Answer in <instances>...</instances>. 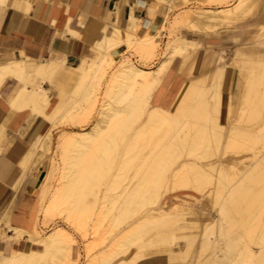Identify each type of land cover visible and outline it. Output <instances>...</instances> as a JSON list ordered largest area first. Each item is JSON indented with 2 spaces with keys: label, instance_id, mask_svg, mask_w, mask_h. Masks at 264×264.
<instances>
[{
  "label": "bare ground",
  "instance_id": "bare-ground-1",
  "mask_svg": "<svg viewBox=\"0 0 264 264\" xmlns=\"http://www.w3.org/2000/svg\"><path fill=\"white\" fill-rule=\"evenodd\" d=\"M205 1L219 6H188L173 15L171 28L175 33L183 28L187 35L164 47L156 64L140 65L119 55L105 93L110 100L90 123L106 55L116 60L127 43L150 61L160 54L167 17L156 29L134 14L121 24L106 20L94 46L97 53L87 63L81 58L76 67L66 55L50 59L53 51L44 59L24 54L0 61V98L7 77L20 82L7 101V118L26 115L16 131L22 137L34 124L38 128L3 209L9 215L26 179L36 176V210L50 184L42 219L57 214L65 222L43 234L35 222L31 228H13L17 238L28 236V248L13 253L6 247L0 264H77L70 226L83 237L103 226L112 237L87 258L88 247L84 264H264V23L253 24L260 29L245 43L234 33L231 39L239 45L230 58L224 42L230 37L225 31L234 26L243 31L260 2ZM160 2L171 14L175 0ZM8 8L9 0H0V20ZM70 22L65 30L74 34ZM191 32L205 33V39L220 34V41L199 40ZM194 67L198 70L190 75ZM46 81L70 88L64 102L51 107ZM83 103L81 121L74 111ZM61 109L71 115L74 128L48 129L61 147L56 161L50 149L54 139L44 132L47 116L35 118Z\"/></svg>",
  "mask_w": 264,
  "mask_h": 264
},
{
  "label": "crops",
  "instance_id": "crops-1",
  "mask_svg": "<svg viewBox=\"0 0 264 264\" xmlns=\"http://www.w3.org/2000/svg\"><path fill=\"white\" fill-rule=\"evenodd\" d=\"M160 1L9 0V8L0 20V61L11 58L21 59L24 54L43 59L53 51L52 58H62L66 55L67 63L75 66L81 58L95 55L94 46L102 35L106 20L110 23L121 24L134 14L144 18V24H153L152 28L156 29L158 24L169 16H167L168 5ZM179 1L183 0H175L171 8L173 9ZM263 9L264 4L261 3V10ZM68 18H71L70 28L75 31L74 34L65 30ZM191 34L199 40L217 42L205 39L206 34H202V32L201 34L200 32H191ZM233 35V33L230 34L229 39ZM216 37H220V34H217ZM14 79L7 77L1 86L4 97L0 98V211L3 210L5 213L0 214V252H3L7 247L13 253L28 248V238L22 247H16L17 244L12 239H20L25 234L17 238L19 234L13 228H31L34 224L37 214L36 192L40 180L36 176L26 179L13 206L15 209L13 208L8 215L6 209H3V203L8 202L12 196L13 187L23 172L21 160L25 154L32 151L33 146L30 141L38 130L34 124L33 130L28 129L23 137H13L26 116L17 115L8 119L10 108L7 101L14 96L20 86V82ZM67 79L68 76L62 78V82H66ZM2 123H6L7 126H2ZM7 218L9 219L7 220ZM7 231L8 234L13 231L14 238L10 235L7 236Z\"/></svg>",
  "mask_w": 264,
  "mask_h": 264
},
{
  "label": "rangeland",
  "instance_id": "rangeland-1",
  "mask_svg": "<svg viewBox=\"0 0 264 264\" xmlns=\"http://www.w3.org/2000/svg\"><path fill=\"white\" fill-rule=\"evenodd\" d=\"M233 1L234 0H230L229 2H233ZM257 1H259L260 3L258 4ZM257 1H256L257 3L255 5V9L253 8L252 12L250 13L251 15H248V17L246 19L248 22H245L244 25H243V28H242L243 31H241L239 28H236L234 26L232 29H229V31H225L224 34L230 35L232 33L234 34L237 31L236 33L241 34V41L243 43L247 42L248 39H250L252 36H254V35L256 36V34L254 32L258 31L260 29V25L256 26V25H253V24H255V23H264V9L261 10V3L262 2H261V0H257ZM176 4L177 5L171 10V14H169V16L167 17V19H168L167 23H166V27L167 28L163 29L161 37H160V41H159L160 49H159V51L157 53H160V54H158L156 57H153L150 61L149 60L146 61L145 59H143L141 57V55H138L139 53H137L135 49H133L129 45H127V43L120 48L119 54H118L116 60H114L112 58V55H109V54L106 55L105 60H104V67L106 69H105V73L97 80V84H96V88L97 89L95 91L96 94L93 93V95L94 94L96 95V96H94V98L96 99V103L94 104L93 110H92L89 118L87 119L89 121V123L92 122V120L96 118V115H97L99 109L101 108V104L103 103V101L104 100H110L109 97L106 96L105 93H106V89L108 87L109 80L111 78L110 75L112 74V72L114 70V67H115V65L117 63V59H119V55L120 56L129 55L132 60H134L136 63H138L140 65H143V64L144 65L145 64H149V65L156 64V62H158L160 60V56H161V53H162L164 47H166L168 44H171L173 41L177 40L181 35H187V32H185L183 30V28L176 30V33L171 28L169 21L172 20L173 15H175V13H177L178 11H180V10H182V9L188 7V6H206V7H208V6H213V7L219 6V4L209 3V2H207L205 0H183V1L177 2ZM165 15H166V13H165ZM189 37H190V34H189ZM225 37L226 36L223 35V38H225ZM213 39L216 40V41H220V38H211V40H213ZM224 42L228 45V48L226 49L227 58H230L232 56L230 54H232L233 50L239 45V43L236 42L237 43V46H236V43L232 39L224 40ZM230 47H231V49H229ZM96 53H97V51H96ZM131 53H134V54L131 55ZM200 56L202 57L201 54H199L197 56L196 62H199L198 59H199ZM50 59L56 60V59H58V57L57 58H52L51 57ZM83 60H86L85 63H87V62L90 61V58L83 57ZM80 63H81V60H80V62L77 65H75V67L78 66ZM197 70H198V67H194L192 70L189 71L190 72L189 74L192 75ZM211 75H212V71L208 73V76H207L208 79L211 77ZM232 78H234V74L232 75L231 79ZM237 79H238V76L236 74L234 80L237 81ZM49 83H50L49 81H46L44 86L46 87V89H49L48 90L49 91L48 94L51 97V99H50L51 107H53L55 105H58L59 102L62 103V102L65 101V98H64L65 93H67L66 96L68 97L69 92H70V88L67 87L66 85H64L63 83H60V82L58 84H56V85H54V84L51 85V83L50 84ZM181 83L182 82H179V84L176 85V87L174 88V90L171 93V96L169 97L170 99H172L174 97V95L176 94L177 90L179 89ZM53 85H54V87H52ZM62 89L63 90L65 89V90L63 91ZM85 107L86 106L83 103L81 108L79 107L75 111L73 110L75 114H77V112H78V114H77L78 115V119L81 118L80 119L81 121H84L85 117H86V115L84 113L85 112ZM45 110L47 111V108ZM62 111H63V109H61L59 112H56L58 114L49 115V116L47 114H45V111L42 112V113L40 112V115H38V117L35 118V121H38V120L41 119V116H47V119H48L49 122H48V125L45 128L44 132L48 133L50 135V137L52 138V141L54 139L53 144L51 145V148L50 147L49 148L51 149V151H53V157L55 158L56 161H58L59 154H60V151H61V147L57 145V143H56V135H55V133L51 134V131L52 130L54 131V129H57L60 125L69 126L71 128L73 127V121H72L71 115L70 114H63V113L61 114ZM77 115H74L75 119H76ZM76 121H77V119H76ZM42 124H45V120L42 122ZM74 126H75V128H78V127H76L77 125H74ZM50 128H51V131H48V129H50ZM18 134H19L18 132L17 133L15 132L13 134V137H15V138L22 137L20 134L18 136ZM30 144H31V141H30ZM33 149L34 148H32V150ZM51 180L53 181V179H51ZM127 180L128 179L123 180L122 184L120 183L121 185L118 184L119 185V190H120L121 186L124 185L127 182ZM103 182L105 183L106 180H103ZM50 190H51V188H50V184H49V188H47L46 194L44 195L43 199L39 201V204H38V207H37V214H36L37 216H36V219H35V228L40 233L49 232V230L54 225H57V224L64 225V223H65V222H62L61 218L57 214L55 216H53L52 219L50 217H47L46 218L47 221H45V219H42L43 216H41L42 215L41 214V209H42L43 204L46 201L45 199H47V197H46L47 196V192H49ZM119 190H118V188H116V191H119ZM197 206L198 205L195 204L194 207H197ZM49 218H50V220H48ZM43 221H44V223H42ZM90 223L91 222H88L89 225H90ZM75 228H74V226H72V228L70 226V231H71L72 237L76 240L75 248H76V251L79 254V258H80L79 262L77 264H84L85 256L88 254L86 252L88 247L91 248V249L89 251L90 254L87 255V258L93 252H96V251H99L100 249L105 248L106 245L109 243V241L112 238L110 235L104 233L105 228L103 226L99 227V229L95 233H90L88 231V234L89 233L90 234L87 235V237H83L82 233H81V230L78 229V228L77 229H75ZM6 235L7 236L10 235L12 237L15 236L13 231H11L10 234H8V231H7ZM27 238L28 237L24 235L20 239H17V240H13L12 239V241L15 242L18 245V246L16 245L17 248L18 247L20 248V247H22L24 245V242L27 240ZM183 244H185V243L182 241V245ZM183 261H184V263L186 262L185 260H183Z\"/></svg>",
  "mask_w": 264,
  "mask_h": 264
}]
</instances>
